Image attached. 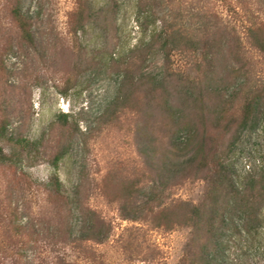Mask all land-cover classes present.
<instances>
[{
    "label": "rangeland",
    "instance_id": "rangeland-1",
    "mask_svg": "<svg viewBox=\"0 0 264 264\" xmlns=\"http://www.w3.org/2000/svg\"><path fill=\"white\" fill-rule=\"evenodd\" d=\"M15 8L30 22V42ZM256 30L264 34V0H0V264H184L213 244L210 232L123 216L168 180L161 164L170 123L155 104L147 108L143 79L166 80L169 94L156 98L177 108L194 94L185 104L190 132L180 141L189 156L202 153L186 178L163 191V205L224 208L226 188L219 201L212 193L216 169L228 170L239 190L264 170V51ZM163 32L194 44L146 51ZM247 97L261 101L244 127ZM117 98L122 105L111 116ZM152 138L160 151L149 159L143 151ZM260 197L257 215L220 229L219 264H264ZM86 211L105 222L104 242L79 241Z\"/></svg>",
    "mask_w": 264,
    "mask_h": 264
},
{
    "label": "trees",
    "instance_id": "trees-1",
    "mask_svg": "<svg viewBox=\"0 0 264 264\" xmlns=\"http://www.w3.org/2000/svg\"><path fill=\"white\" fill-rule=\"evenodd\" d=\"M13 18L22 34L23 39L27 42H30L32 40V34L29 20L22 14L19 8H15L13 10ZM256 31L253 32L254 43L260 50L264 51L263 31ZM193 44L194 39L186 38L181 33L177 34L173 32H163L162 34L154 35L152 37L151 44H149V46L146 47L145 50L150 51L151 48H153L155 45H159V47H161L163 51L170 52L171 50H176L182 48L183 46H187V48H189L190 46H193ZM131 67L132 63L127 69H130ZM143 82V85L148 88V98L146 104L147 108L150 109L153 107V104H155L159 110L167 114L166 119L170 123L171 134L168 137L166 154L164 155L163 164H161V177L164 178V176L166 175L168 177V180L161 183V185L163 186V190L161 192L154 190L155 192H152L151 195H147V200L144 202L142 207H139L135 204L125 206V208L122 209L124 210L122 211L123 214L125 213V215L123 216L126 219L134 222L149 220L157 227H164L167 229H171L173 228V226H184L195 228L197 232H210L215 238L213 240V244H203L200 248L199 256L189 254V259L188 261L186 259L184 264H219L218 257L220 256L223 249L220 240V236L222 234L220 229L222 230L223 228H225L229 220H231L230 222H233L234 217H251L257 215L256 212L258 211L252 210L253 207L255 208L256 206L255 201L257 196H261L260 198L264 197V195L261 194V190L264 192V170L260 174V180L255 181L252 184L251 188L239 190L232 186V181L229 178L230 172L228 170L223 167L221 168V170L216 169L214 172L216 174V182L212 181V183L215 182L212 193L216 196V200L218 199L217 201H219L221 195L218 193V191H221L222 186L226 188V191H228L229 193L227 195V200L225 201L227 205L224 208H214L208 211V206L206 205V203L201 206H195L189 203H179L174 207L164 206V203H162L163 191L173 183L180 182L181 180L186 178L189 172L193 168H196L195 165L197 163L198 157L202 153L200 147L197 152V157L193 155L189 156L187 148L182 147V143L180 141L182 133L190 132L189 125L191 123H188L187 107L185 106V104L188 106L191 103L192 99H194V94L191 96H187L185 98L186 100H184L185 102L182 103L184 105L177 108L174 107L170 101H167L168 99H163V101L160 102L156 98V95L161 92V90L167 91V94H169L167 90L168 83L166 80L158 81L155 77H147L144 75ZM149 94L152 95L149 96ZM129 96L130 95L128 94L126 97V101H128L127 99H130ZM260 101L261 99H253L252 97H247L245 99V118L244 120H242L244 127L248 125L250 115L252 114L253 109L260 104ZM113 104L115 105L114 107L116 109L115 111H113V113H110L111 116L114 115L116 110L121 107L122 101L120 100V98H117V100ZM66 117L67 116L63 115L62 118L67 119ZM155 142H158V139L152 138L150 140V146L148 145V147H146V149L143 151V155H146L149 159L155 158L160 151V147L155 145ZM18 144L19 146L26 149L28 146H30V144L23 139L18 140ZM66 154L67 151H61L55 157V161L53 164L57 166L58 164L56 163L62 160ZM204 158L205 159L203 160H206V157ZM2 164H8V166L11 167L14 166L15 163H13L12 157H3ZM200 164L199 166H201V168L202 166L206 170L209 168L208 166H206V162ZM54 184L56 185L55 192H60L62 186L58 178H56ZM222 190H224L223 187ZM154 204H157L156 207L160 209L157 211V213L153 211ZM214 205L217 206V204ZM80 231L81 234L79 241L83 243H102L109 236V229H107L105 222L99 216H97V213L93 211H86L84 213L83 226L81 227Z\"/></svg>",
    "mask_w": 264,
    "mask_h": 264
},
{
    "label": "built area",
    "instance_id": "built-area-1",
    "mask_svg": "<svg viewBox=\"0 0 264 264\" xmlns=\"http://www.w3.org/2000/svg\"><path fill=\"white\" fill-rule=\"evenodd\" d=\"M247 169H249V167H247Z\"/></svg>",
    "mask_w": 264,
    "mask_h": 264
}]
</instances>
